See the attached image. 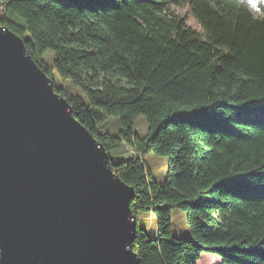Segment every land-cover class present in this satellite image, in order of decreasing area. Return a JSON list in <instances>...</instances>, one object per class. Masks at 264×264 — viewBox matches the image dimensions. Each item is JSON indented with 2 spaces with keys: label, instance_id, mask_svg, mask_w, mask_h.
I'll list each match as a JSON object with an SVG mask.
<instances>
[{
  "label": "trees",
  "instance_id": "obj_1",
  "mask_svg": "<svg viewBox=\"0 0 264 264\" xmlns=\"http://www.w3.org/2000/svg\"><path fill=\"white\" fill-rule=\"evenodd\" d=\"M185 3L203 31L175 12ZM251 6L264 13V0H0V24L24 39L74 116L107 151L133 147L110 161L133 189L139 264H198L203 252L264 264V16ZM141 114L143 136L133 129ZM111 115L116 135L99 127ZM149 151L167 157L162 182L141 157ZM175 207L187 237L173 233ZM147 211L154 234L138 223Z\"/></svg>",
  "mask_w": 264,
  "mask_h": 264
},
{
  "label": "water",
  "instance_id": "obj_2",
  "mask_svg": "<svg viewBox=\"0 0 264 264\" xmlns=\"http://www.w3.org/2000/svg\"><path fill=\"white\" fill-rule=\"evenodd\" d=\"M132 197L24 39L0 24V264H139Z\"/></svg>",
  "mask_w": 264,
  "mask_h": 264
},
{
  "label": "rangeland",
  "instance_id": "obj_3",
  "mask_svg": "<svg viewBox=\"0 0 264 264\" xmlns=\"http://www.w3.org/2000/svg\"><path fill=\"white\" fill-rule=\"evenodd\" d=\"M173 8L176 13L183 16L186 22L196 28L199 31H203L202 26L198 23V21L194 18L191 7L189 4H173ZM251 11L255 16H264V13L260 12L255 7L251 8ZM54 77L56 83L58 85H62L66 89L72 92L81 93V89L79 86L72 84L69 80L62 79L58 74L54 73ZM100 129L104 131H108L111 134H118L121 128V122L118 116L111 115L105 118L103 121L99 123ZM133 129L135 133L140 136H143L148 131V121L146 116L141 114L135 117L133 122ZM109 158L112 162L126 159L133 154V147L128 143L123 142L119 146L108 149ZM143 161L145 162L148 171L150 172L153 179L162 182L167 173V157L164 155H159L153 151L146 152L141 155ZM172 215V230L176 236L179 237H187L189 236V226L186 218V213L182 208H173L171 210ZM138 223L144 227L149 234H154L157 230V221L154 214L150 211L147 212H139L138 213ZM216 255L211 252H203L201 255L200 261L198 264H206L207 262H215V264H221V258L218 261L217 259L211 258L210 256ZM219 257V256H218Z\"/></svg>",
  "mask_w": 264,
  "mask_h": 264
},
{
  "label": "snow or ice",
  "instance_id": "obj_4",
  "mask_svg": "<svg viewBox=\"0 0 264 264\" xmlns=\"http://www.w3.org/2000/svg\"><path fill=\"white\" fill-rule=\"evenodd\" d=\"M121 251H122V254H123V255H125V256H128V255H129V253H125V252H123V248H122V246H121Z\"/></svg>",
  "mask_w": 264,
  "mask_h": 264
}]
</instances>
